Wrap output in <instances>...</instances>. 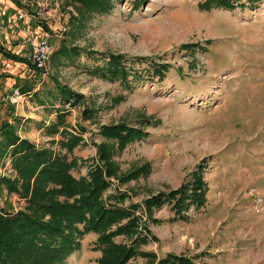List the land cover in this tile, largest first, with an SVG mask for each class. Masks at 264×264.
Returning <instances> with one entry per match:
<instances>
[{
	"label": "rangeland",
	"instance_id": "obj_1",
	"mask_svg": "<svg viewBox=\"0 0 264 264\" xmlns=\"http://www.w3.org/2000/svg\"><path fill=\"white\" fill-rule=\"evenodd\" d=\"M204 1L110 0L108 13L80 16L66 0H55V9L28 22L15 18L11 0H0L1 46L25 56L45 34L53 52L63 48L66 55L50 59L43 76L0 58V120L14 123L17 135L35 147L63 155L75 179L97 166L103 170L97 149L106 147L115 175L104 177L101 200L124 209L138 206L134 213L149 234L137 243V252L184 255L193 264H264V212L253 214L246 197L251 187L264 194V0L206 11L200 8ZM188 44L196 45L182 49ZM70 48L78 52L67 57ZM106 53L125 56L132 72L126 81L97 74ZM153 64L168 66L163 78L150 74ZM16 78L32 82L39 100L55 92V84L79 95L75 105L64 104L67 132L84 130L71 152L50 144L60 138L43 130L55 121L54 112L31 94L17 95L11 89ZM6 100L13 104L8 118ZM118 123L148 136L117 150L101 138L99 127ZM136 169L143 173L122 180ZM198 169L204 184L201 209L188 207L177 215L167 204L143 208L145 199L177 189ZM0 175L15 177L8 160L0 163ZM22 206L15 194L0 190V209L14 212ZM95 237L83 235L63 264H96ZM113 242L129 239L120 235ZM146 262L136 255L128 264Z\"/></svg>",
	"mask_w": 264,
	"mask_h": 264
},
{
	"label": "trees",
	"instance_id": "obj_2",
	"mask_svg": "<svg viewBox=\"0 0 264 264\" xmlns=\"http://www.w3.org/2000/svg\"><path fill=\"white\" fill-rule=\"evenodd\" d=\"M66 1L77 8L80 16L102 15L111 9L110 0ZM239 1L205 0L200 8L205 11L212 7L232 10L234 7H243V4L237 3ZM258 1L260 0H253ZM14 3L18 6L16 2ZM42 29L48 32L43 24ZM195 45L181 47L187 49ZM77 52L76 48H70L67 57L76 55ZM58 56H66L63 48L52 52L50 59L54 57L56 59ZM0 58L25 65L39 74L24 56L15 54L1 45ZM125 62L124 55L106 53L104 61L95 68V71L103 79L126 81L132 72L125 67ZM167 67L153 64L150 74L163 78L162 74ZM33 88L32 82L19 81L18 78L11 86V89L17 91V95L31 94L39 105H48L52 109L55 121L44 126V133L50 137L58 135L60 138L56 142L50 140V144H58L60 149L71 152L81 141L78 135L84 130L79 127L78 135L67 132L64 122L67 110L64 104L75 105L79 95L73 94L65 86L55 84V92L47 93L43 100H39L37 91L34 92ZM54 100L59 103L57 108L51 103ZM3 105L7 110V118L12 117L13 104L6 100ZM82 114L85 118L90 115L88 109ZM149 123L146 121L143 125ZM99 134L106 141L114 142L117 150H121L127 143L148 136L141 129L123 123L101 126ZM102 148L103 151L99 148L97 150L100 153L99 159L103 161V170L97 166L89 169L85 176L75 179L69 172L72 166L65 161L63 155L55 154L49 148L35 147L33 143L17 135L14 123L6 119L0 120V163L8 160L15 173L12 180L0 175V190L5 189L7 194H15L23 201V206L14 212L0 209V264H63L69 254L79 249V240L88 233L96 236L93 248L100 253L96 264H128L136 255L144 258L146 264H193L192 258L184 255L167 253L163 257H157L154 253L137 252V243L143 244L149 232L134 213L137 205L132 204L124 209L104 204L101 200V194L107 188L104 177L115 175L114 165L107 160L110 154L106 147ZM199 170L197 173L193 172L189 180L183 182L177 189L157 193L145 199L143 208L150 209L167 204L177 215L188 207L201 209L205 204V198L204 184L198 175ZM140 172L143 173L142 169L132 170L125 174L122 180L135 177ZM109 198L112 202L116 200L113 196ZM123 198V194L119 195L118 201H122ZM120 235L126 240L129 239V242L115 244L113 239Z\"/></svg>",
	"mask_w": 264,
	"mask_h": 264
},
{
	"label": "built area",
	"instance_id": "obj_3",
	"mask_svg": "<svg viewBox=\"0 0 264 264\" xmlns=\"http://www.w3.org/2000/svg\"><path fill=\"white\" fill-rule=\"evenodd\" d=\"M13 1L24 9V11L16 13L15 18L17 20L26 19L28 22L40 19L45 14V11H51L57 6L55 0ZM52 52L49 38L45 34H41V36L33 41L29 52L24 57L43 76L46 73ZM246 197L249 200V208L253 214L259 215L264 212V194L259 193L254 187H251L246 191Z\"/></svg>",
	"mask_w": 264,
	"mask_h": 264
},
{
	"label": "crops",
	"instance_id": "obj_4",
	"mask_svg": "<svg viewBox=\"0 0 264 264\" xmlns=\"http://www.w3.org/2000/svg\"><path fill=\"white\" fill-rule=\"evenodd\" d=\"M12 3L16 6V8L13 7V9L15 10V11H14L15 15H16V13H18V12H20V11H24V9L21 8L20 6H17V5L14 3L13 0H12ZM14 5H13V6H14ZM11 9H12V8H11ZM12 12H13V11H12ZM12 12H11V13H12ZM0 19H2V17H1ZM6 22H8L7 19H6ZM37 29H38V32H37V33H40V32H41L40 28L37 27ZM3 38H4V36H3ZM19 137H20V136H19ZM20 138H22V137H20Z\"/></svg>",
	"mask_w": 264,
	"mask_h": 264
}]
</instances>
